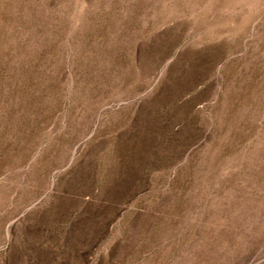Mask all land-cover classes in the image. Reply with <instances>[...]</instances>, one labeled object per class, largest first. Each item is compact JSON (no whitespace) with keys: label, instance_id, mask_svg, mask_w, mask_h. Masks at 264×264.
<instances>
[{"label":"rangeland","instance_id":"374dc122","mask_svg":"<svg viewBox=\"0 0 264 264\" xmlns=\"http://www.w3.org/2000/svg\"><path fill=\"white\" fill-rule=\"evenodd\" d=\"M0 264H264V0H0Z\"/></svg>","mask_w":264,"mask_h":264}]
</instances>
